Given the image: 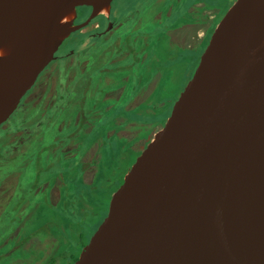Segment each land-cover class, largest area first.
Here are the masks:
<instances>
[{"label": "water", "instance_id": "water-1", "mask_svg": "<svg viewBox=\"0 0 264 264\" xmlns=\"http://www.w3.org/2000/svg\"><path fill=\"white\" fill-rule=\"evenodd\" d=\"M111 2L0 0V126ZM188 77L73 264H264V0H234Z\"/></svg>", "mask_w": 264, "mask_h": 264}, {"label": "rangeland", "instance_id": "rangeland-1", "mask_svg": "<svg viewBox=\"0 0 264 264\" xmlns=\"http://www.w3.org/2000/svg\"><path fill=\"white\" fill-rule=\"evenodd\" d=\"M125 1L126 0H117L116 6L118 8H122ZM233 2L234 0H152L150 2L151 5L146 6L143 12H141L138 16V22H140L139 31H143L144 33L141 36H144V38L148 37L146 36L147 33L151 37V40L147 42V45L145 47L146 54L149 55L145 59L146 67H143L142 65L144 63H141L140 66H137L130 71L124 72L123 74L125 76H123V79H128L129 81V83L125 87L119 86L118 82L114 80L111 75L106 76L108 78H106L107 80L105 83H107L109 79V90L108 92H105L106 94L104 95L100 96L99 91L96 92L93 87H90L89 97L97 102V107L91 111V116L88 115L87 126L89 131L85 128L86 131H88V134H84L83 136H74L73 138H71V140L67 138L63 133H57L63 130L62 126L64 122L69 120L70 123L72 111L78 108V104L76 101V97L78 95L76 94L81 88L79 84L72 85L74 94H72L71 91L66 93L65 102L57 113H47L46 109L44 107H41V105H39V102H36L35 105L28 110L30 111L29 114L30 116H34L36 114L38 120L39 118H42L43 120H40L37 127L33 129H31L29 120H27L26 122L28 129H26L23 133L25 143L21 146V148H16L15 151L11 149V153L13 154L10 158L3 156L0 159V163L8 159L10 163H7V165L9 166L11 172H13L9 177L5 175L7 172H4L5 170L0 167V176L3 178V181H6V183L4 182L3 184H0V210H2L3 206H5L6 201L8 200L10 195L13 194L17 179L18 186H20L23 191H25V194L29 193L30 189L32 191V186L43 182L41 187L45 189L46 186H49L48 193L53 203H56L59 199L60 186L62 183V181H60V177L55 180L52 179V176L53 174L55 176V173H58L62 176L67 175L68 177L73 179V182L80 179V177H82V180L86 183H89L91 181L95 183H106L107 181H109V179L112 180L114 177L113 171L116 170V165L121 162L122 155L119 154L126 153L128 149H131V147L125 142V139H133L137 134L136 137L141 139L140 141H136V143L134 142L136 145L135 152H137V154L134 153L133 158H130L128 162L120 163L123 167L122 173L124 175V173L134 162V159L137 157L140 151L146 146L153 133L163 125L165 119L170 113L173 102L176 100L184 85L188 81V78H190L187 76L184 77V73H182L181 71H178L176 69H168L166 65L162 64V61H170L173 59V54L175 53V50L177 48L175 47V43L181 48H195L198 45L195 49L199 56V54L204 49L206 45L205 42L208 41L209 35L214 26ZM204 3H206V5ZM192 4L194 5L189 8V13H191V16L186 12L185 8ZM154 8L160 9L161 13L164 10L169 9V13H172V19H166L164 23L167 27H174L172 32L173 42L172 40H169V38H165L164 35L160 40L157 39L158 36L153 28L156 26V23L154 21L151 22L152 24L148 25L144 23V20L151 16V13L155 10ZM155 17L158 18L157 15ZM180 23L186 24H184L183 26L175 27ZM141 25L148 26V30L146 31V33L144 32L145 27H141ZM212 25L213 27L210 33L209 30L206 33V30L209 29ZM93 27L94 25L88 26L81 32L91 30ZM130 28H132V26H129V29ZM120 31V29L114 30L112 36H110L108 40L112 41V39L116 36L114 34L119 35ZM122 33L126 34V31L123 30ZM87 41L88 40H84L81 46L87 45ZM79 42L80 39L77 35H71L69 38L65 39L62 43L63 45H60V47L63 48L58 52V50L60 49L59 47V49L56 51L57 53L55 54V57L57 58L51 62V64L54 62L56 63L53 64L49 68V70L57 67L60 68L65 64L64 68L69 74V79H71L75 73H73L72 70H70L69 72L68 68L71 64H75L77 62L76 59L69 56L65 63L64 61L62 62L58 60V58L62 55V53L68 51L70 48H74V46L79 44ZM100 44H102V42H98L97 45ZM107 47L108 46L104 48ZM160 49L162 51H160ZM84 56L87 57L88 55H83V57ZM92 59L94 67H97L98 64L100 65L103 62L101 56H97L96 54L93 55ZM51 64H49L48 66H50ZM85 64V60L80 62L79 71L82 72ZM191 64L192 61L190 58H188L186 63L183 64V68L185 70L188 69V71H191L194 67V65ZM178 69L182 70V66L178 65ZM47 70L48 68H45L41 72V75L38 76V78H40V76H42ZM149 70H156V73H150V75L148 74ZM137 74L141 75L140 80L142 82L139 85L137 84L140 81L136 83ZM47 76L50 75L47 74ZM158 79L161 84V90H159L157 95H155L156 93L154 94L153 90L156 92ZM41 90L42 89H39L38 91L35 90L34 96L37 95L39 98L41 95V93L39 92ZM59 90L63 91L61 87L59 88ZM51 93H54V89H52V87L50 88V94ZM123 97L124 99L122 105L124 106V108L121 109L118 100ZM146 98H149L147 102L148 104L157 103V105H160V109L154 108L150 112L149 108H146V105L144 104V100H146ZM29 99L33 100V97H29ZM34 100H37V98ZM34 100L33 102H35ZM52 100L53 99H50L49 103H51ZM131 109L137 110L131 113L126 111ZM147 113L154 114L152 115V121L150 122L144 120L142 121L143 114L146 115ZM55 115V121L58 124L53 130L50 123L52 122ZM79 118V114L73 116V126L78 125ZM117 120H123L125 124L128 121V124L123 131L121 130L123 128V123H119L117 122ZM32 123L35 124L34 121ZM69 123H67V125H69ZM7 124L8 123L5 122L3 125H1L0 128H5ZM117 131L119 133H117ZM1 138H3V129H0V139ZM55 138L57 139V141L58 139L64 141V145L61 148L59 147V144L56 143ZM112 142L118 143V152H114V144ZM80 145H82L84 150L89 148L84 153L80 154V161H88L90 160V158L94 157L97 159V162L94 163V165H91V167L86 169V171L80 172V175H78V171L76 170V168L71 172H64L61 169H58L57 171H55L53 168L50 169L48 163H74L73 160H75V158L78 156L77 154L80 153V151L77 152ZM95 150L97 156H95ZM16 170L20 171V175L19 172H16ZM115 189L110 193V195H108L109 197L98 195L101 199L100 202H106L108 205L111 194L115 191ZM21 196L22 195H20L19 197ZM28 203H30V201ZM28 211L29 215L28 219L26 218V221L24 218H21V215H16L14 217L15 220L13 221V224L9 227H13L16 225V223L21 221L24 225H27L25 226L26 229H28V225L33 226L35 229H38V227L36 226L38 224L36 223L38 219L42 220V222L39 223L40 228L42 223L47 222L46 218L51 217H54V219H56L57 221V224L60 222L63 227H72L71 223L75 225V221H77L75 217L71 219L70 215L68 214L54 215L49 210L44 211L45 215L47 216L46 218H44V215L42 218L35 217L36 211L33 207L28 208L26 212ZM97 226L95 228H97ZM1 228H3V226ZM19 230L21 231L20 234ZM22 233L23 230L21 229L20 225L11 230L8 234V237L11 238L17 236V239H20ZM69 234V232L64 231L61 232L60 235L56 234L57 236L55 237L61 239V241H65L69 237ZM70 237L76 238L74 232L72 233V235L70 234ZM50 244L51 239H48V236L46 234L39 233L38 236H34L26 241L25 247L20 246L21 248H17L16 250H14L11 258L7 260L10 261L8 264H43L44 258H42L41 256L42 252L46 251L48 249V245Z\"/></svg>", "mask_w": 264, "mask_h": 264}, {"label": "trees", "instance_id": "trees-1", "mask_svg": "<svg viewBox=\"0 0 264 264\" xmlns=\"http://www.w3.org/2000/svg\"><path fill=\"white\" fill-rule=\"evenodd\" d=\"M151 1L152 0H126L122 8H118L116 6L117 0H112L109 6L107 17L98 14L96 17L92 19L91 23L97 22V24H99V28H93L92 30H89L85 33L78 32V38L80 39V41H83L85 38H87L88 41H90V43L96 47V49H94V46L92 45L93 52L91 53L100 54L102 49L109 41L104 37L107 34L106 31H108L114 26L119 25V29L121 30L120 34L119 35L114 34L116 36L113 38L111 42L112 47H110V50L112 48V51L110 53V58L111 57L113 58V62L111 63L109 61V57H107L105 62L101 65L100 69L125 68L128 71H130L136 68L137 66H140L141 63H144L142 66L146 67L145 59L149 55L146 54L145 47L147 45V42L151 40V37L146 33V31L148 30L147 25L152 24L151 23L152 21L156 23V26L153 28L156 31L158 40H160L163 35L165 38L167 39L169 38V40L173 39L172 32L174 27L172 26L167 27L166 24L164 23L166 19H172L171 16L172 13H169V9L164 10L161 13L160 9L154 8L155 10L153 9L154 11L151 13V16L144 20V23L147 25L145 26L141 25V27H145L144 32L148 37L144 38V36H141L144 33L143 31L142 32L139 31L140 22H138L139 20L138 16L141 12H143L146 6L151 5L150 4ZM194 4L185 8L187 13L190 12L189 8H191V6H193ZM204 4L206 5V3ZM81 7H86V6H81ZM89 12H90V7L80 8L79 10L76 9L75 20L77 22L83 21L85 17L88 16ZM189 14L191 15V13ZM156 15L158 16V18L155 17ZM106 24L107 27L105 28ZM184 24L186 23H180L175 27L182 26ZM213 25L209 28V33L212 30ZM129 26H132V28L129 29ZM123 30L126 31V34L122 33ZM98 42H102V44L97 45ZM91 44L86 45V47H84V50H88ZM175 45H176L175 47L177 48L175 50V53L173 54L174 56L172 57L173 59L170 58L172 59L170 61L164 60L162 61V64L166 65L170 70L176 69L178 71H181L182 73H184V77L186 76L188 77V75L191 73L192 70L191 71H188V69L185 70L183 68V64L186 63L188 58H190L192 64L195 65L198 56L195 48L198 45L195 48H181L177 46L176 43ZM78 47L79 46L77 44L74 46V48H70L72 49L74 55L76 54ZM160 51L162 50L160 49ZM63 60L64 58H62L60 61ZM178 65L182 66V70L178 69ZM93 68L94 66L91 67L89 70L85 71L86 76L83 78L85 79L84 84L86 85V88H88L89 76ZM100 69L93 72L91 80H94L95 75L100 71ZM148 72H149L148 74L150 73L152 74V73H156V70H149ZM140 76L141 75H139V79ZM75 81L76 80H73L72 83H74ZM141 82L142 81L140 80L139 84ZM118 85L121 86V83L118 82ZM68 87L69 88L67 92L71 91L72 94H74V91L72 90L73 86H68ZM97 90L99 91L100 94H104L106 91L109 90V87L97 89ZM159 90H161V84L158 79L156 85V92L153 90V93L154 94L156 93L155 95H157ZM76 99L79 101V103H82L83 101L82 96H78ZM123 99L124 97L118 100L121 109L124 108V106L122 105ZM148 100L149 98H146V100H144V104L146 105V108H149L150 112L154 108L160 109V105H157V103L148 104L147 103ZM42 104L43 102L40 100L39 105L42 106ZM31 108L32 107L27 103L24 104H22V102L19 103L17 109L6 120V123H8L7 126L5 128H0L3 129V138L0 139V159L3 156L10 158L13 154L11 153V149L15 151L16 148H21V146L25 143V139L23 138V133L25 132L26 129H28L26 121L29 118H31L32 122L33 121L35 122V124L33 123L30 124L31 129L36 128L37 125L39 124L36 114L34 116L33 115L30 116L29 114L30 111L28 110ZM54 109H56V107L54 106L48 108L47 113H51ZM135 110L137 109H131L126 111L131 113L134 112ZM74 113L75 110L72 111V115ZM152 115L154 114H149V113H147L146 115L143 114L142 121L143 120L149 122L152 121L151 118ZM82 117L83 116H80L79 121L83 120ZM83 118L87 120L86 117ZM55 119H56V115L54 116L52 122L50 123L53 130L56 126ZM117 122L123 123V128L121 130H124L126 128V125L128 124V121L125 124L123 120H117ZM76 127L77 126L75 125L73 126L71 122L69 123V125L65 123L62 126L63 130H61L60 132L63 133L69 139L73 138L74 136H78V135L83 136L84 134H88L89 130L84 132V128H85L84 126H81L80 130H76ZM117 133L119 132L117 131ZM136 135L134 136L133 139L124 138L125 142L131 147V149H128L126 153L119 154L122 155L120 163L128 162L130 158H133L134 153L137 154V152H135L136 150L135 143L136 141H140L141 139L136 137ZM112 143L114 144L113 146L114 152H118L117 151L119 146L118 143L117 142H112ZM88 149L89 148L84 150L82 145H80L79 150H77V152L80 151V153L77 154L78 156L75 158V160H73L74 163H48V166L50 167V169L53 168L55 171L61 169L64 172H71L76 168V170L78 171V175H80V172L86 171V169L90 168L91 165H94V163L97 162V159L94 157L90 158V160L85 162L80 161L79 158L80 154L84 153ZM96 150H95V156H97ZM7 163H10L8 159L0 163V167L5 171L7 170L11 171ZM120 163L116 165V170L113 171V176H114L113 179L112 180L109 179V181H107L106 183H95L92 181L86 183L82 180V177H80V179L73 182V179L68 177L67 175L62 176L58 173H55L54 176L53 174L52 176L53 180L60 177L61 178L60 181H62L60 186L59 199L56 203H53L49 197V193H48L49 186L48 187L46 186V188L43 189L41 187L42 183H38L35 184V186L31 187L33 192L30 189V192L25 194V191H23V189L17 185V188L13 191V194H11L8 200L6 201L5 206H3L2 210H0V264H8L10 261L7 260L11 258L14 250H16L17 248H21L20 246L25 247L26 241H28L34 236H38L39 233H44L48 236V239L49 238L51 239V244L48 245V249L42 252L41 255L42 258H44L43 264H59L60 262H61L60 264H73L82 246L87 242L90 235L95 230V227L98 225V223H100V221L106 214L107 203L100 202L101 199L99 198V196L102 195L109 197L108 195H110V193L116 187H118V185L122 181L121 179L123 175L122 173L123 167ZM16 172L17 173L19 172L20 175L19 170H16ZM0 184H2V182ZM20 195L22 196L19 197ZM29 201L30 203H28ZM30 207H33L34 210L36 211L35 217L37 218L38 217L42 218L43 215L44 218H46L47 216L45 215L44 211L49 210L54 215L68 214L70 215L71 219L75 217L78 222L74 220L75 225L70 222L72 227H67V226L63 227L60 222L57 224L56 219H54V217H51V218H46L47 222L42 223L40 228H39V223H41L42 220L38 219L36 221V223H38L36 225L38 229H35L33 226L30 225H28V229H26L25 226L27 225H24L21 221L16 223L15 226L9 227L10 225L13 224V221L15 220L14 217L16 215H21V218H24L26 221L29 215V211L26 212V210ZM20 225H21V229L23 230L20 239H17V236L9 238L8 237L9 232L13 230L15 227H18ZM2 226L3 228H1ZM64 231L69 232L71 235L74 232L76 238L70 237V234L65 241H61V239L55 237L57 236L56 234L60 235V233ZM20 233L21 231L19 230V234Z\"/></svg>", "mask_w": 264, "mask_h": 264}, {"label": "flooded vegetation", "instance_id": "flooded-vegetation-1", "mask_svg": "<svg viewBox=\"0 0 264 264\" xmlns=\"http://www.w3.org/2000/svg\"><path fill=\"white\" fill-rule=\"evenodd\" d=\"M80 8H86V7H79V8H77L78 10L80 9ZM90 11H91V9H90ZM102 13H104V12H102ZM89 14H90V12H89ZM89 14H88V16H89ZM101 15H104V16H106L107 17V14L106 13H104V14H101ZM87 16V17H88ZM87 17H85V19L83 20V21H81V22H77L76 20H74V24H79V23H82V22H84L86 19H87ZM92 22V20L85 26V27H83L82 29H80V30H77L76 32H74V33H72L71 35H77L78 36V32L79 33H85V32H87V31H85V32H81L84 28H86V27H88V26H91V25H94V27L93 28H99V24H97V22H95V23H91ZM183 26V25H182ZM107 27V24H106V26H105V28ZM92 28V29H93ZM113 28V29H112ZM111 29H109L108 31H106L107 32V34L104 36L105 37V39H109V37L110 36H112V33H113V31L114 30H117V29H119V25H117V26H114V27H112ZM91 29V30H92ZM209 29H207L206 30V33H207V31H208ZM89 31V30H88ZM70 35V36H71ZM206 35V34H205ZM69 36V37H70ZM68 37V38H69ZM84 40H88L87 38H85ZM84 40L83 41H80L79 42V44H78V50H77V52H76V54L74 55V53H73V51H72V49H69L68 51H66V52H64V53H62V55L58 58V60H61L62 58H64V62L66 63V60L69 58V56H71V57H73L74 59H76V63L74 64H71L70 65V67L68 68V71L70 72V70H72L73 71V73H75L74 74V76L71 78V79H69V74H68V72L65 70V68H64V65H62L60 68L59 67H57V68H52V69H54L55 70V73H54V70H49V68L53 65V64H55L56 62H54V63H52L51 64V62L53 61H51L49 64H51L50 66H46L45 68L47 69L48 68V70L42 75V76H40V78H38V80L36 79V81H35V83H34V85L26 92L27 94L26 95H24V97L22 98V100H20L21 102H22V104H24V103H27L28 105H30L31 107H33L34 105H35V103L36 102H39L40 100L43 102V104H42V106L41 107H44L45 109H46V112H47V109L48 108H50V107H56V109H54L50 114H53L54 112H58V110L63 106V103L65 102V99H66V93H67V91H68V86H72V85H75V84H79L80 86H81V88H80V90L78 91V93L76 94V95H78V96H82L83 97V101H82V103H79V101L76 99V101H77V104H78V108L75 110V113L71 116V123H72V120H73V116H75L76 114H79L80 116H83V117H86V118H88V115H90L91 116V111L94 109V108H96L97 107V102L95 101V100H91V98L89 97V95H90V87H93L94 89H95V91L96 92H98V90L97 89H102V88H108V83H109V79H108V82L107 83H105L106 82V78H108V77H106V76H108V75H111L112 77H113V79L114 80H116L117 82H120L121 83V86L122 87H125V86H127V84L129 83V81H128V79H126V80H124L123 78V76H125L123 73L124 72H126V71H128L127 69H125V68H120V69H118V68H108V69H100V67H101V65L105 62V60H106V58L107 57H109V61L112 63L113 62V58L111 57L110 58V53H111V51H112V48H111V50H110V47H112V44H111V42L112 41H108L107 42V44L105 45V47L106 46H108L107 48H103L102 49V51H101V53L100 54H96V55H98V56H101V58L103 59V62H102V64H98V66L97 67H94L92 70H91V74H90V76H89V85H88V88H86V85L84 84V82H85V79L83 78V77H85L86 76V73H85V71L86 70H89L91 67H93V63H92V57H93V55L95 54V53H91V52H93V48H92V45L93 44H91L90 43V41H87V45L88 44H91V46L89 47V49L88 50H84V47H86V45L85 46H81L82 45V43L84 42ZM113 40V39H112ZM63 45V44H62ZM94 46V45H93ZM63 48V47H62ZM61 47H60V49L58 50V52L62 49ZM94 49H96V47L94 46ZM57 53V52H56ZM83 55H88L87 57L86 56H84L83 57ZM107 55V56H106ZM57 57H54V59H56ZM86 61V64L84 65V67H83V70H82V72L81 71H79V65H80V62L81 61ZM62 61V62H63ZM100 69V71L95 75V77H94V80H91L92 79V74H93V72H95V71H97V70H99ZM47 74L48 75H50V76H47ZM40 75H41V73H40ZM139 75L140 74H137V82L136 83H138L139 81H140V79H139ZM111 77V78H112ZM76 78V79H75ZM73 80H76L74 83H72V81ZM119 80V81H118ZM137 85H139V83L137 84ZM52 87V89H54V93H51L50 94V88ZM62 88L63 89V91H60L59 90V88ZM32 89V90H31ZM39 89H42L39 93H41V95H40V97L38 98V96L36 95V96H34L35 94V90H39ZM31 90V91H30ZM106 92H108V91H106ZM104 94H106V93H104ZM104 94H100V96L101 95H104ZM50 95V96H49ZM77 96V97H78ZM29 97H33V100L34 99H36L37 98V100H34L35 102H33V100H30L29 99ZM76 97V98H77ZM50 99H53L52 101H51V103H49V100ZM82 117V121H79L78 122V125H75V126H77L76 127V130H80V128H81V126H84L87 130H88V126H87V124H88V122H87V120L85 119V118H83ZM38 118V117H37ZM29 120V124H31L32 123V121H31V118H29L28 119ZM40 120H43L42 118H39V120L38 121H40ZM65 123H69V120L68 121H66V122H64V124ZM55 124L57 125L58 123L55 121ZM63 124V125H64ZM3 125V124H2ZM1 127V126H0ZM84 128V132H86V129ZM75 130V131H76ZM123 131V130H122ZM60 132V131H59ZM59 132H57V133H59ZM19 133H20V131H19ZM56 133V134H57ZM18 134V133H17ZM54 137H55V135H54ZM56 139V138H55ZM72 140V139H71ZM68 141H69V139H68ZM56 143H58L59 144V147L61 148L63 145H64V141L63 140H60V139H58V141H57V139H56ZM56 146H57V144H56ZM81 162H85V161H81ZM5 172H7L5 175H7V176H9L10 177V175L13 173V172H11V171H5ZM2 182V184L5 182L6 183V181H3V178L0 176V183ZM43 183V182H42ZM17 185H18V179H17V183H16V187H15V189L17 188ZM14 189V190H15Z\"/></svg>", "mask_w": 264, "mask_h": 264}]
</instances>
